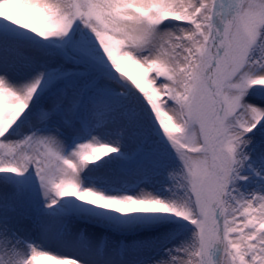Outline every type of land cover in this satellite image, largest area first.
I'll use <instances>...</instances> for the list:
<instances>
[{
	"label": "snow or ice",
	"instance_id": "1",
	"mask_svg": "<svg viewBox=\"0 0 264 264\" xmlns=\"http://www.w3.org/2000/svg\"><path fill=\"white\" fill-rule=\"evenodd\" d=\"M0 264H264V0H0Z\"/></svg>",
	"mask_w": 264,
	"mask_h": 264
}]
</instances>
